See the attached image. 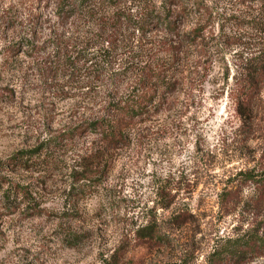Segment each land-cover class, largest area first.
<instances>
[{
    "label": "trees",
    "instance_id": "16d2710c",
    "mask_svg": "<svg viewBox=\"0 0 264 264\" xmlns=\"http://www.w3.org/2000/svg\"><path fill=\"white\" fill-rule=\"evenodd\" d=\"M221 1L240 29L223 41L238 47L230 98L242 127L255 126L264 110V0ZM33 8L29 29L5 60L12 75L0 96L11 107L33 103L34 141L0 161V172L23 174L15 182L0 174V190L7 206L35 214L36 194L50 181L66 177L65 196L74 194L78 204L101 186L114 162L133 158L132 146L187 125V113L203 103L222 41L208 0H33ZM254 156L226 175L217 193L224 214L245 213L239 221L252 226L211 233L207 264L264 256V145ZM194 215L182 208L174 223L187 226ZM151 223L137 236L170 237Z\"/></svg>",
    "mask_w": 264,
    "mask_h": 264
},
{
    "label": "rangeland",
    "instance_id": "374dc122",
    "mask_svg": "<svg viewBox=\"0 0 264 264\" xmlns=\"http://www.w3.org/2000/svg\"><path fill=\"white\" fill-rule=\"evenodd\" d=\"M208 2L214 6V29L223 45L215 47L203 103L187 113V125L156 132L146 144L132 146L133 158L114 162L101 186L78 204L74 194L65 196L66 177L50 181L46 190L36 194L34 205L39 204L40 211L35 214L7 206L0 190V264H174L182 260L207 264L214 243L209 242L211 233H234L235 228L252 226L239 221L247 217L245 213L224 214L217 193L226 175L261 151L264 110L258 112L255 126L242 127L229 90L238 47L223 43L240 29L229 10H224L229 5L221 0ZM34 8L33 0H0V89L12 75L5 63L7 55L29 29L32 10L38 11ZM1 98L0 161H4L22 145L33 144L34 133L28 131L33 103L25 100L11 107ZM0 174L7 182L23 178V174ZM252 191V186H245V194ZM171 200L172 206L165 208ZM182 208L195 214L187 226L174 223L173 216ZM148 222L170 237L148 242L137 236L136 230ZM245 264H264V256Z\"/></svg>",
    "mask_w": 264,
    "mask_h": 264
}]
</instances>
